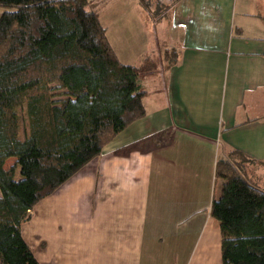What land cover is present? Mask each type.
Instances as JSON below:
<instances>
[{"label":"crops","instance_id":"obj_1","mask_svg":"<svg viewBox=\"0 0 264 264\" xmlns=\"http://www.w3.org/2000/svg\"><path fill=\"white\" fill-rule=\"evenodd\" d=\"M87 1L121 63L155 62L145 114L34 205L22 239L40 264H221L216 160L264 165V12L172 0L156 19L139 0Z\"/></svg>","mask_w":264,"mask_h":264},{"label":"trees","instance_id":"obj_2","mask_svg":"<svg viewBox=\"0 0 264 264\" xmlns=\"http://www.w3.org/2000/svg\"><path fill=\"white\" fill-rule=\"evenodd\" d=\"M87 4L0 0V264H40L20 233L34 205L145 114L139 79L155 62L121 63ZM249 162L260 164L233 149L215 163L221 264H264V189Z\"/></svg>","mask_w":264,"mask_h":264},{"label":"rangeland","instance_id":"obj_3","mask_svg":"<svg viewBox=\"0 0 264 264\" xmlns=\"http://www.w3.org/2000/svg\"><path fill=\"white\" fill-rule=\"evenodd\" d=\"M172 0H142V3L146 11L150 13V15L155 16L156 18L161 17L164 13L166 14L167 9L169 7V4ZM240 0H237L236 2V12H237V17L239 16V7L238 3ZM258 4L256 5V9L263 13L264 12V0H257ZM88 9L94 10V6L91 3L87 4ZM4 10L3 7H0V13ZM152 16V17H153ZM167 52V51H166ZM166 55V61L169 59V51L165 54ZM168 63V62H167ZM57 98V97H56ZM262 107V106H261ZM226 155V154H225ZM14 162V158H9L5 162V167H9L12 163ZM245 170L249 172L250 176L249 179L251 181H254L256 185L261 187V189H264V165L263 164H257L255 162H249L245 163ZM15 177H18V172L16 171Z\"/></svg>","mask_w":264,"mask_h":264}]
</instances>
